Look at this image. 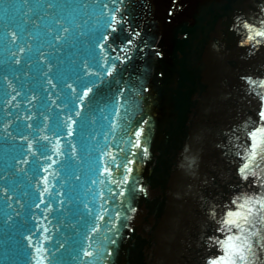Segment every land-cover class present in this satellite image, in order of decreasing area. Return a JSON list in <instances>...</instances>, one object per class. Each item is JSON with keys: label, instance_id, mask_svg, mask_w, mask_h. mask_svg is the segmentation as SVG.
<instances>
[{"label": "water", "instance_id": "95a60500", "mask_svg": "<svg viewBox=\"0 0 264 264\" xmlns=\"http://www.w3.org/2000/svg\"><path fill=\"white\" fill-rule=\"evenodd\" d=\"M0 264H264V0H0Z\"/></svg>", "mask_w": 264, "mask_h": 264}]
</instances>
